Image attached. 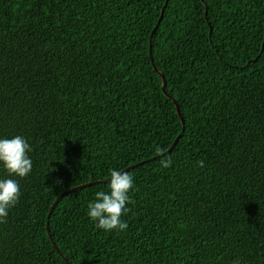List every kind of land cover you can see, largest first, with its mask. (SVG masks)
Listing matches in <instances>:
<instances>
[{
	"label": "trees",
	"instance_id": "obj_1",
	"mask_svg": "<svg viewBox=\"0 0 264 264\" xmlns=\"http://www.w3.org/2000/svg\"><path fill=\"white\" fill-rule=\"evenodd\" d=\"M15 136L33 168L0 164L21 192L0 264H264V0H0ZM109 169L134 181L123 231L87 215L110 180L69 192Z\"/></svg>",
	"mask_w": 264,
	"mask_h": 264
},
{
	"label": "clouds",
	"instance_id": "obj_2",
	"mask_svg": "<svg viewBox=\"0 0 264 264\" xmlns=\"http://www.w3.org/2000/svg\"><path fill=\"white\" fill-rule=\"evenodd\" d=\"M31 150L29 143L21 136L0 139V164L9 177L24 178L30 174L33 162L28 153ZM156 154L161 157V167L169 168L172 165L173 160L165 150L158 147ZM200 166H204L203 162H200ZM109 175V191L96 192L95 201L88 205L87 215L97 222L99 229L123 231L129 225L122 222L121 216L127 211L126 204L133 203L129 192L134 187V181L132 175L118 170L109 169ZM20 195V186L15 179H0V224L7 222L9 210L19 202Z\"/></svg>",
	"mask_w": 264,
	"mask_h": 264
},
{
	"label": "water",
	"instance_id": "obj_3",
	"mask_svg": "<svg viewBox=\"0 0 264 264\" xmlns=\"http://www.w3.org/2000/svg\"><path fill=\"white\" fill-rule=\"evenodd\" d=\"M166 5H167V2L164 4V7H163V9H162V11H161V15H160V17H159V19H158V23H157V25L154 27V29H153V31H152V33H151L149 50H151V38H152V36L154 35V33L156 32V30H157L159 24H160L161 21H162L163 13H164V9H165ZM158 75H159V76L161 77V79H162V90H163V92L165 93V95H166L168 98H170L173 102H175V101H174V100H173V99H172V98H171V97L165 92L166 82H165V79H164L163 75H162L161 73H159V72H158ZM176 107H177V113H178V115H179V118H180L181 122H183V119H182V117H181V115H180L179 108H178L177 105H176ZM176 143H177V139L174 141V143L172 144L171 148H170L167 152H171V151L173 150V148L175 147ZM140 164H141V163H140ZM140 164H138V165H140ZM127 171H128V169H126V170L123 171V172H127ZM108 180H110V178H109V179H106V180H103V181H98V182H95V183H89V184H86V185H81V186H78V187L73 188V189H72L71 191H69V192H72V191H75V190H78V189H81V188H85V187H88V186H92V185H95V184H102V183L107 182ZM69 192H64L63 194L60 195V197H59L58 199H56V201L54 202V204H53V205L51 206V208H50V211H49V214H48V220H49V217L51 216L52 211L55 209V207H56V205H57V203H58V200H59L61 197H63L64 195L68 194ZM46 228H47V232H48L49 237H51V236H50V232H49V222H48V221H47ZM53 246L56 248L55 245H53ZM56 249H57V248H56ZM59 254L62 255L61 253H59ZM62 257H63V256H62ZM63 258L66 260L65 257H63Z\"/></svg>",
	"mask_w": 264,
	"mask_h": 264
}]
</instances>
